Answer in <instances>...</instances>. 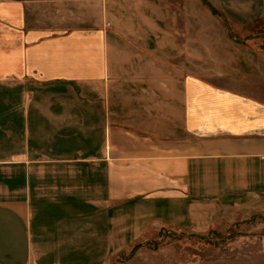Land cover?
<instances>
[{"label":"crops","instance_id":"0c3cea01","mask_svg":"<svg viewBox=\"0 0 264 264\" xmlns=\"http://www.w3.org/2000/svg\"><path fill=\"white\" fill-rule=\"evenodd\" d=\"M84 1L0 0V264L264 224V104L234 36L264 0Z\"/></svg>","mask_w":264,"mask_h":264},{"label":"rangeland","instance_id":"374dc122","mask_svg":"<svg viewBox=\"0 0 264 264\" xmlns=\"http://www.w3.org/2000/svg\"><path fill=\"white\" fill-rule=\"evenodd\" d=\"M99 16L92 14L93 18ZM198 18L202 23L207 21L200 13ZM234 36L239 41L241 58L247 60L250 68L242 73L241 87L264 104V26ZM194 50L196 58L203 56L213 60L211 47H195ZM230 53L239 54L236 50ZM251 56V60L247 59ZM110 264H264V224L250 220L225 233L205 235L177 234L163 229L154 240L115 254Z\"/></svg>","mask_w":264,"mask_h":264}]
</instances>
